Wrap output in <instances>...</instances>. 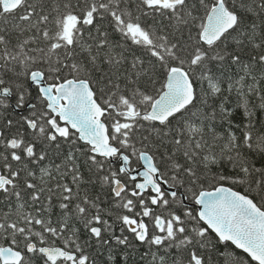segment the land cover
I'll use <instances>...</instances> for the list:
<instances>
[{
  "label": "snow or ice",
  "instance_id": "1",
  "mask_svg": "<svg viewBox=\"0 0 264 264\" xmlns=\"http://www.w3.org/2000/svg\"><path fill=\"white\" fill-rule=\"evenodd\" d=\"M259 112L264 0H0V264H264Z\"/></svg>",
  "mask_w": 264,
  "mask_h": 264
},
{
  "label": "trees",
  "instance_id": "2",
  "mask_svg": "<svg viewBox=\"0 0 264 264\" xmlns=\"http://www.w3.org/2000/svg\"><path fill=\"white\" fill-rule=\"evenodd\" d=\"M99 23H102L104 25V27L110 31L109 26H108L106 21H101ZM149 23H151V21H149ZM110 34H111V37H112V39L114 41L121 42V43L123 42V38L119 35V33H111L110 32ZM127 48L130 49V51H126L125 55L128 57L129 61L132 59L133 55H139V56H142V58H144L146 60V62H147L148 57L146 55V52L143 49L138 48V46L133 45L130 42L127 44ZM104 68H105V70H107V65H104ZM212 70H213V72H216L218 75H221L224 78H227L230 75H234L235 72L237 71L236 67L235 66H231L230 64H225L223 66H221V65H213L212 66ZM97 76H98V74H97ZM155 78L158 81L156 87L159 88V81L164 78L162 71L157 70L156 73H155ZM220 99H222V98L216 99L213 103L218 105L220 103ZM235 103H236L235 95L234 94L230 95L229 98H228V105L227 106H232ZM204 110L208 111L207 108L204 109ZM6 115H7L8 118H14L17 114L9 111ZM257 115L259 117V121L261 122V124H264V112H259V113H257ZM178 119L179 118L174 119L172 121V126H176L177 125ZM237 120H239V116H237ZM145 125H146V127H145L144 130H139L138 131V133H137L138 136L141 133L143 135H145V136L149 135L147 122H145ZM156 127L159 128L160 125L157 123ZM213 127L216 128L217 132H223V131H225L227 125L224 124L223 122L217 121V122L213 123ZM258 128L260 129V131H264V127H261L260 124H258ZM13 131H15V129H13ZM149 138L152 140V142L154 144L157 145L158 154L162 155L164 153V151H166V150L170 151L171 150V145L168 143L167 138H165V143L163 145L159 144L158 138H153L152 136H150ZM78 147L85 148V145H84L83 142H78ZM69 148H70L69 144H62L60 149H56L55 145H51L49 154H50V156H52L56 160L57 163H59L60 159L64 155L67 154ZM85 151H86V148H85ZM252 158L259 166V164L261 163V157L258 156V155H253ZM87 168H88V164H87L86 156L81 157V170L84 172V175H85L86 178L89 176V172L87 171ZM221 168L225 172H230V169H228V167L226 165H221V166H219L217 168H213V171H218ZM83 187L87 188L88 185H84ZM89 190H90V193L92 195H94V196L95 195H100L102 198H104V197H106L108 195L107 192L98 183L92 185ZM237 190L244 191V192L248 191L246 186H238ZM253 195L255 196V194H253ZM54 203H55V201H54ZM107 206H108V201H107V199H105V207H107ZM59 211L60 210L58 208L53 210L54 218H55V215H57L59 213ZM125 234H127V233H125ZM81 235H82V238L86 239L88 234H87L86 230L81 229ZM129 238H130V242H131L132 248L128 249L129 258L127 260V264H147L146 260H143V261L141 260V255L147 250V246L140 244L132 236H130ZM213 239H215L214 236H213ZM57 243H59V241H57ZM219 247H221V249L225 250V251H235L238 255H241V256L245 255L242 252V250L235 249V246L231 245L230 243H229L227 249H223L222 245H219ZM92 251L95 252L94 249ZM120 251L123 252L124 249L121 248ZM101 253L102 254H100L99 257H98V264H105V261L107 259V253L104 252L103 249H101ZM35 264H42V262H41L40 259H36L35 260ZM219 264H223V260L219 261Z\"/></svg>",
  "mask_w": 264,
  "mask_h": 264
}]
</instances>
